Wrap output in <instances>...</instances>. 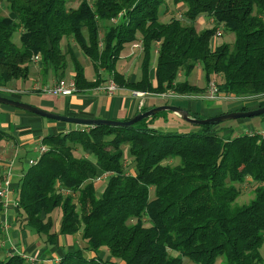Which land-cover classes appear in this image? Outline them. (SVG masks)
Returning a JSON list of instances; mask_svg holds the SVG:
<instances>
[{
    "label": "trees",
    "instance_id": "1",
    "mask_svg": "<svg viewBox=\"0 0 264 264\" xmlns=\"http://www.w3.org/2000/svg\"><path fill=\"white\" fill-rule=\"evenodd\" d=\"M3 1L9 13L0 5L2 86L18 87L40 55L45 77L51 72L62 78L71 67L77 92L102 85L107 73L121 88L198 94L205 89L179 76L201 65L207 82L221 78L220 93L264 96V0H172L187 6L185 19L165 23L159 11L167 0H81L76 7L68 0ZM203 13L216 26L198 31L194 21ZM218 26L233 32L234 42L212 49ZM16 31L19 43L13 40ZM64 39L93 62L95 80L87 79L72 46L63 47ZM139 40L141 76L133 80L117 65ZM156 116L130 128L83 125L45 135L41 140L48 150L18 179L15 216L21 228L30 226L51 244L58 235L54 210L62 212L60 234H74L84 225L85 249L94 254L69 250L55 264H185L184 258L197 264L218 259L264 264V132L224 136L217 125L162 132L148 125ZM226 129L231 134L232 128ZM9 136L0 128V141ZM125 144L133 173L124 164ZM174 157L178 163L169 162ZM101 172L112 174L100 189L95 178ZM244 184L253 196L240 203ZM0 264L34 263L21 254L3 257L0 248Z\"/></svg>",
    "mask_w": 264,
    "mask_h": 264
},
{
    "label": "crops",
    "instance_id": "2",
    "mask_svg": "<svg viewBox=\"0 0 264 264\" xmlns=\"http://www.w3.org/2000/svg\"><path fill=\"white\" fill-rule=\"evenodd\" d=\"M73 51L79 57L81 56L78 48L73 45ZM128 49V47H127ZM130 52L126 55L122 54L121 60H124L122 70L126 77H131L133 80L136 79V75L132 72V69L128 67V63L133 59L137 58L138 52L137 48L129 46ZM120 60V61H121ZM119 61V62H120ZM37 72L34 74L36 80L31 87L30 92L34 93L33 95L28 96L25 102L31 103L35 106L45 108L52 112H57L60 114H67L73 116L89 117V118H108V119H121L127 120L131 118L136 113L142 111L146 107H153L161 104H165V100L156 102V97L154 93H145L143 96L133 94V90L128 88H121L115 95L110 96L102 88L105 84L99 88L82 90L75 94L69 96H55L44 93L41 90V86L52 84L58 78L49 73L47 77L43 76L40 72V63H36ZM141 65V61L138 63ZM70 74L74 75L73 69L70 67ZM66 75L64 77H68ZM155 76V66L152 67L151 77ZM96 79V78H95ZM92 79V80H95ZM20 85V84H19ZM37 88V90L35 89ZM40 87V88H39ZM32 90V91H31ZM27 92V91H25ZM18 100L23 101L20 95H16ZM176 105V104H174ZM178 105V104H177ZM192 111H197V108H194L192 103L188 104V107ZM199 112V111H197ZM200 113V112H199ZM201 114V113H200ZM177 115V114H175ZM178 116V115H177ZM179 117V116H178ZM68 122L63 121H50L46 120L40 115L15 108L12 106H7L6 111L0 113V128L8 132L10 135L9 138L5 139V142L2 145H7L6 148L1 149L0 151V166L6 164L9 161H13L14 156L18 154L21 150L28 147L29 149L32 146V149L36 150V145L40 139H42L47 134L57 133V132H66L76 128L82 127H73L72 125L66 124ZM250 132V131H247ZM228 133V134H227ZM230 135V130H225V135ZM14 141V146H8L11 141ZM16 148V149H15ZM13 150H15L13 152ZM29 151V150H28ZM28 151H25L27 153ZM35 157L30 159H35L39 157L38 151H32ZM13 158V159H12ZM26 156H23L20 163L21 169H23L24 160ZM16 162V161H15ZM4 169V167H3ZM1 170V167H0ZM15 170V168H14ZM134 172L133 169H131ZM22 176V175H20ZM18 174L14 173L12 176V184L8 196L3 200L5 209L2 215L0 216V222L2 227V234L0 235L1 242L0 248L4 252V257L13 255V254H23L35 247L36 242L30 244L28 241V235L25 228H21L20 224L16 221V194L18 188V179L20 177ZM14 202V203H13ZM64 242V243H63ZM66 246H62L65 245ZM27 248V249H25ZM74 249L73 244L67 243V241L56 238L54 243H48L46 247L42 248L38 256H61L64 252ZM46 259V258H43Z\"/></svg>",
    "mask_w": 264,
    "mask_h": 264
},
{
    "label": "rangeland",
    "instance_id": "3",
    "mask_svg": "<svg viewBox=\"0 0 264 264\" xmlns=\"http://www.w3.org/2000/svg\"><path fill=\"white\" fill-rule=\"evenodd\" d=\"M80 2H81V0H68V6L69 7H76V6H78V4ZM4 4H5V2L3 0H0V5L1 6L3 5V14H8L9 10L5 7ZM183 5H175L172 0H167V2L163 3L160 7V11H159L160 12V21L164 22V23L169 22L172 17L179 18L182 15H183V18L185 19L184 13L186 11L187 6L185 4H183ZM194 26L196 27V29L198 31H201V30H204L207 28H213L216 26V24H215V22H213L211 16L203 13L195 19ZM221 28L223 30V34L217 38V40H216L217 45H220L222 43H233L234 38H235L234 33L225 30L223 26H221ZM19 35H20V32L16 31V33L13 36V40L16 43L20 42ZM69 44L71 46H73V42L71 40H68V39H64V41L62 42L63 47L66 49H68ZM129 52H130V49L128 47V49L126 48L125 51L123 52V55H126ZM136 52H138V55H135V56H137V58L130 61V63H128V67L132 69V72L134 73V75H136V79H139L141 76V69H140V65H138V63L141 61L142 50L137 48ZM79 59L85 68V74H86L87 79L88 80L95 79L97 77V71L95 69V66L93 65V62L90 59L86 58L82 54H81V56H79ZM123 64H124V60H121L117 65V69L118 70H122V69L125 70V68H122ZM156 64H157V54L155 53V51H153L152 52V65L156 66ZM36 72H37V65L35 62H33L31 64V67H30V74H29L28 78L25 81H21L20 85L18 84V87H13L16 89H20L22 92L10 94L11 98L17 99V98H15L16 95H20V97L24 101L28 98V96L34 94L28 90L31 89L34 81L36 80V78L34 77V74ZM69 73H70V70L68 69L66 71V75H69ZM70 74H72V73H70ZM103 76L107 77V73H103ZM212 79L215 80L216 82L221 81V78L218 76H214ZM179 80H189L191 83L196 84V85L200 86L201 88H204L205 91L208 89V83L210 82V81L209 82L206 81L203 66H201V65H197L189 75H187L186 73L183 72L179 76ZM25 91H27V92H25ZM201 93H203V92H201ZM198 94H200V93H198ZM222 95L227 96L230 94H228V93L223 94L222 93ZM10 96H7V97H10ZM231 96L232 97L230 99L223 98V99H219V100H210V99H203V98H178V97L162 98L159 96V97H156V99H157L156 102H160L161 100L162 101L165 100V102H167L169 104H176V105L178 104L179 106H182L185 108L188 107L189 103H192L194 108H197V111H199L201 113L200 115L202 116V118L217 116V115L225 113V112L235 111L238 108L240 109L242 107H246L248 109H255V108H258V107L264 105V96H260L258 98L240 97V96H235V95H231ZM7 106H9V105L0 103V113L3 114V112L6 111ZM40 108H42V107H40ZM42 109H45V108H42ZM43 118H45L46 120H50V121H56V120L49 119L46 117H43ZM117 120H121V119L118 118ZM149 120H151L148 123L149 127L155 128V129L162 131V132L188 133V132H198L201 129L200 125H196V124H192V123H189L187 121H184L180 117L175 115V113H173L171 111L159 112L156 117L151 118ZM63 123H64V121H63ZM66 124L72 125L73 127H76V126L82 127L83 126V125H78V124H74V123H66ZM229 127L232 128V132L230 134L231 136H236L238 134L247 133V131L263 133L264 132V114L258 115V116L247 117V118H238V119L227 120V121H224V122L218 124L216 128H221V129H219V134L225 135V130H228L226 128H229ZM4 142H5V139L0 141V151H1V149L7 147V145H2ZM14 145H15L14 141L12 140L8 146L10 147V146H14ZM122 149H123L124 156H125L124 164L126 165L127 168H130V171H132L131 170L132 167L129 166V164L132 160V157L130 155L129 145L128 144L123 145ZM33 150L37 151L35 149H32V146L30 149L28 147H26L23 150H21L18 154H15L14 160L16 162L14 161V163H13V175H14V173H16L20 176V175H22L23 172H25L27 170V168L30 166L29 162L24 160L25 163H23L24 166H23V169H21V167H19L21 165L20 161H21L23 156L27 157V158H25L26 160L35 157L34 156L35 154L32 153ZM14 151L15 150H13V152ZM25 151H28V152L25 153ZM79 151H81V150H79ZM179 160H180L179 157H174L169 162L175 164V163H178ZM0 167H1L0 173H2L3 167H2V165ZM14 168H15V170H14ZM19 178H17V179H19ZM97 183L100 186V189L104 185V182H101V183L97 182ZM242 190H243L242 194L240 195V197L238 199V201L240 203L247 202L253 196L251 194V189H250V187H248L247 184L243 185ZM152 195H153V192H152ZM0 201L3 204V211H2V213H3L5 206H4L2 199H0ZM2 213H1V215H2ZM52 216L54 219L53 231H55L58 234V237H60V239H62L64 241L66 240L67 243L73 244L74 249H78V248L82 249L85 256H91L94 254L93 252L85 249L86 242L83 239V227H84V225H82L81 228L74 234H60L59 228L61 226V221H62L61 210L60 209L54 210V212L52 213ZM25 230H26L27 235H28L27 239H28L29 243L32 244V243L36 242L35 247H33L31 250L27 251L28 255L31 256V255L40 254V251H42V248L46 247L48 244V242L45 241V236L44 235H38L36 233V231L33 228H31L30 226H27L25 228ZM0 242H1V238H0ZM62 246H66V244L62 245ZM25 249H27V248H25ZM4 255H5L4 252H2L3 257H4ZM102 256H103V253H102ZM39 258L49 259V263L53 264V263L57 262L56 258H60V256H58V257H56V256H45V257L39 256ZM105 259H107V258H105ZM184 263L185 264H197L196 262H194L188 258H186V259L184 258ZM220 263H221L220 259H218L215 262V264H220Z\"/></svg>",
    "mask_w": 264,
    "mask_h": 264
},
{
    "label": "built area",
    "instance_id": "4",
    "mask_svg": "<svg viewBox=\"0 0 264 264\" xmlns=\"http://www.w3.org/2000/svg\"><path fill=\"white\" fill-rule=\"evenodd\" d=\"M113 22H116L117 19H113ZM223 34V30L221 26L216 27V31L214 35L211 37L210 40V45L212 49L216 48L217 45V38ZM132 47L138 48V49H143L142 47V41L139 40L135 42ZM34 62L35 63H41V56L40 55H35L34 56ZM107 80L105 81L106 84L101 88L98 86L97 88L104 90L108 95L113 96L115 95L121 87L118 85V83L115 81V79L112 76H107ZM104 82V83H105ZM40 88V87H39ZM37 90V88L35 87ZM41 90L44 93L50 94V95H55V96H69L72 94L77 93L78 89L76 86V80L74 78V75H70L69 77H62L58 78L56 81H54L52 84H48L45 86H41ZM22 92L20 89L12 88V87H6L0 85V95L8 96L13 93H20ZM133 94L143 96L145 92L142 91H135L133 90ZM157 97H162V98H169V97H178V98H203V99H210V100H219V99H230L232 96L231 95H222L220 93L217 82L215 80H210L208 83V89L200 94H181L178 93L174 90H167L166 92L162 93H156L154 94ZM36 150L39 152V157L48 150V147L42 143V140L40 139L36 145ZM38 158L35 159H29L28 162L30 165L36 164L39 160ZM4 169L3 172L0 173V199L2 201L8 196L12 184V176H13V161H9L6 164L3 165ZM111 172H101L99 173L98 176H96L95 181L96 182H105V180L111 175ZM27 262L29 263H41V262H48L49 259H43L39 258L38 255H28L26 253L21 254ZM60 258H56V261L58 262ZM55 262V263H57ZM53 263V264H55Z\"/></svg>",
    "mask_w": 264,
    "mask_h": 264
},
{
    "label": "water",
    "instance_id": "5",
    "mask_svg": "<svg viewBox=\"0 0 264 264\" xmlns=\"http://www.w3.org/2000/svg\"><path fill=\"white\" fill-rule=\"evenodd\" d=\"M0 103L15 108H19L56 121H64L68 123H74L78 125L92 126V127L99 125H108V126L110 125V126L130 128L137 122L152 117L158 114L159 112H163V111H171L177 114L182 120L196 125H218L227 120L247 118V117L264 114V105H263L255 109L235 110V111L225 112L217 116L199 118L193 116L189 108L165 103V104L149 107L143 111H140L127 120H117V119H108V118H89V117L60 114L46 109H42L31 103L14 99L11 97H7L4 95H0Z\"/></svg>",
    "mask_w": 264,
    "mask_h": 264
}]
</instances>
